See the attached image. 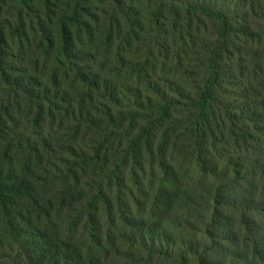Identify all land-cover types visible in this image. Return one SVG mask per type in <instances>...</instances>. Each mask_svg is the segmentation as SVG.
I'll return each instance as SVG.
<instances>
[{
    "label": "trees",
    "instance_id": "obj_1",
    "mask_svg": "<svg viewBox=\"0 0 264 264\" xmlns=\"http://www.w3.org/2000/svg\"><path fill=\"white\" fill-rule=\"evenodd\" d=\"M84 1H74L69 16L59 28L58 40L51 38L47 29L36 28L32 18L19 7L0 27V87L5 92V97L0 99V127L3 112L9 113L20 98L24 99L34 125L42 126L45 117L52 124L59 117L61 123L67 120L76 125L62 141H56L58 151L51 160H44L36 149L25 150V154L17 156L18 148L4 143L0 133V239L18 246L23 264H152L161 256L168 264H224L227 256L221 258L220 253L223 250L234 253L239 246L238 242L235 248L229 249L223 244L226 227L234 225L237 229L245 228L248 238L246 251L238 253L240 250L236 249L239 257L232 263L264 264L261 234L264 164H242L233 155L221 156L216 161L208 153L220 141L212 125L215 109L222 106L221 100L217 101L218 94L235 89V96L239 97L233 84L238 80L237 71L223 63L221 56V51L233 44L238 34L244 33L260 45L254 56L256 66L252 75L258 82L264 79L263 33L243 24L240 15L247 7L254 11L263 9L264 1L235 0L204 5L190 0H171L176 11L180 4L185 5L188 19L197 14L218 20L223 39L217 45L224 42L219 52L208 58L209 77L197 94V114L188 122L174 113L175 100L153 109L142 105L133 107V29H142L144 24L133 0H113L107 22L85 10ZM25 2L16 0L15 5H25ZM82 16L88 17L82 21ZM72 25L87 38L85 52L91 56L100 51L106 36L107 45H120L124 60L116 67L118 81L92 78L78 69L67 88L77 86L80 90L69 96L67 90L52 87V80H38L31 71L8 61L12 55L5 48L9 47L8 40L14 42L17 37L22 46L30 42L31 35H38L33 44L39 54L48 56L56 52L53 62L60 68L68 64L65 68L74 71L77 66L73 67L75 58L71 51L74 52L77 32L72 31ZM44 59L48 61L47 57ZM241 67L244 72L245 61ZM138 71L142 73V68ZM247 107L227 105L226 113H230L233 125L243 120L248 123L245 127L253 124L257 129L260 119L252 118ZM83 131L94 132L89 140L83 138L87 142L86 150L78 149L76 143ZM158 133L159 142L154 146ZM181 137L186 148L177 153L176 142ZM252 137L249 128L241 129L242 144ZM108 143L113 147L118 143L122 151L121 166L130 173L131 188L115 166L117 156L111 157L112 147ZM145 148L150 174L159 179L152 201L148 206L139 207L138 217L133 213L132 194L133 188L139 189L143 180L140 171L144 168ZM184 152L191 155V170H184L173 162L175 155L181 156ZM80 170L90 179L84 185L88 193L83 192L76 199L69 193H76L81 186L77 178ZM193 173L203 176L204 183L198 185L199 189L188 182ZM213 175L215 181L210 180ZM62 187L68 190L59 192ZM232 187L236 203L245 206L238 212L239 217L225 214V206L230 205L228 201L234 193ZM115 188L116 194L111 198ZM48 190L55 192V204L50 207L45 206L44 193ZM193 231L194 238L201 233L207 241V248L201 252L188 240ZM79 232H82L81 241L76 242ZM228 243L233 245L230 239ZM113 251L115 260L110 259Z\"/></svg>",
    "mask_w": 264,
    "mask_h": 264
},
{
    "label": "rangeland",
    "instance_id": "obj_2",
    "mask_svg": "<svg viewBox=\"0 0 264 264\" xmlns=\"http://www.w3.org/2000/svg\"><path fill=\"white\" fill-rule=\"evenodd\" d=\"M15 1L0 0V27L6 24L13 11L19 7L28 18H32L36 28L41 26L43 29H47L46 31L51 38L58 40L61 37L59 28L69 16L75 0H25V5L20 6H16ZM112 1L85 0L83 8L89 10L91 15H99L103 22H107L110 18L108 15L113 7ZM221 1L234 2L235 0H190V2L204 5H216ZM242 2L243 0H240V3ZM133 6H136L141 11V17L144 22L142 29H133V73H135L133 78V107L142 105L153 109L163 106L169 100H175L177 106L174 107V113H178L183 121L188 122L197 114V94L209 77L208 58L215 52H219V49L224 45L223 40L220 45H217L223 39L220 33V23L218 20H213L206 15L193 14L188 19L184 11L185 5L180 4L178 11H176L171 0H133ZM242 9L240 8V10ZM240 15L243 24L253 27L254 30L262 31L264 40V8L260 10L256 8V11H254L247 7L241 11ZM88 16H82V21H85ZM71 29L73 32H77L73 44L74 52L71 51L75 58H73V67L77 66L74 70L75 72L65 68L68 64L60 68L53 62L56 52L50 53L48 56L45 54L40 55L38 48L33 44L39 39L38 35L35 37L31 35L30 42L28 44L25 42L22 46L17 37L14 38V42L8 40L9 47L6 46L5 48L12 53L8 61L22 70L31 71L38 80H52V87L56 88L59 86L60 88L58 89L67 90L69 96L79 93L78 90L80 88L77 86L67 88V83L76 77L78 69H83L85 71L83 74H90L92 78H99V80L103 81H106V79H108L107 81H118L116 67L119 64L122 65L124 60L120 45L118 43L112 46L107 45L106 36L100 51L98 50L97 54L91 56L90 53L85 52L87 38L81 36L83 32L76 29V26L74 27L73 25ZM84 29L87 28L84 27ZM243 34L240 33L235 36L232 40L233 44L230 43L225 47V50L221 51L223 63L237 71L238 80L234 81L233 84L237 88L239 97L235 96V89L225 94L222 92L218 94L217 101L221 100L220 104L224 105V108L221 110V106V108L217 107L215 109L216 113L213 114L212 125L217 139L220 141L217 142V146L214 149L210 148L208 153L216 161L221 156L233 155L242 164L244 162H252L254 163L253 165H257L264 164V79L258 82L252 75V71L256 66L254 56L260 45L258 42L252 41L248 35ZM11 43L14 44L11 45ZM46 57L48 61H45L44 58ZM242 61H245L246 69L244 72H241ZM139 68H142V73H139ZM4 94L3 88L0 87V99ZM227 105L234 108L248 106L247 108L253 114L252 118L260 119L258 122L260 126L257 129L254 128L253 124L245 127L248 123L245 124L243 120L239 121L237 125H233L232 121H230V113H226ZM28 113V107L25 105L23 98L19 99V104L9 110V113L3 112V124L0 127V133L3 135L4 143L9 142L11 146L17 147V156L25 154V150L27 152L29 149H36L44 160L53 159L55 152L58 151L56 141H62L65 138L64 135L68 133L67 131H74L76 125L67 120L61 123L59 117L52 124L48 117H45L46 122L42 126H37L32 123ZM256 115L261 117H256ZM243 128H249L253 136L244 144L240 141V132ZM82 130H86L85 127ZM91 134L93 135L94 132H89V134L82 132L81 137L76 141L78 149H87V142L83 138L89 140L92 136ZM159 136L160 133L156 135L157 139L154 141V146L159 142ZM74 139L76 140L77 138ZM184 141V137H181L178 143L176 142V145L179 146H177V153L186 148L183 146ZM113 145L114 147L111 144V157L117 156L114 164L120 169L122 175L126 177V184L131 188L132 183L129 182L131 179L130 173L121 166L123 162L122 151L118 149V143ZM143 153L145 162H143L144 168L140 171L143 180L139 189L133 188L132 194L134 197L133 213L138 217L139 207L141 205L143 207L144 205L148 206L150 200L152 201L156 193V181L159 179L158 176L150 174V164L146 160V153L148 154L146 148ZM175 157L174 164L177 162L178 166L184 170L192 169L190 165L192 158L189 153L184 152L181 153V156L177 154ZM34 164V161H32V166ZM110 170L113 171L114 168ZM83 172L85 171L80 170L77 175V178L81 180V186L76 189V193H69V196H74L76 199H79L83 192H87L84 185L90 178L87 179L88 175H84ZM210 180L215 181L216 176H211ZM188 182L199 189L198 185L203 184L204 179L201 174L193 173L189 175ZM62 190L67 191L68 188L62 187L59 192H62ZM231 190L234 193L228 201L230 205L225 206V214L232 217L236 216L238 212L241 213L245 206H240L236 203V193L233 191V187ZM113 192H110V194L113 193L111 198L116 194V188ZM54 194L53 190H48L44 193L46 207L55 204ZM127 196H130V194L128 193ZM236 208H240V210L238 211ZM237 216L239 217L240 215ZM226 228L223 244L227 245L229 249L235 248L238 242L239 246L231 254H227L226 250H223L220 253V257L222 258V256L225 257L226 255L227 261L224 264H233L232 262H237L235 259L239 257L238 253L246 251L245 246L248 234L245 228H239V230L234 225ZM261 234L263 236L262 246L264 247V226ZM81 236L82 232H79L75 241H81ZM229 239L233 245L228 243ZM188 240L194 242V246L199 252L208 246L201 233H198L197 237L194 238L193 231L190 233ZM236 249L240 250V252H235ZM252 251L253 246L249 257L252 256ZM19 253L21 251L17 245L9 244L8 241L0 239V264H23V258L20 257ZM115 253L113 251L110 256L111 260H115ZM262 255H264V251ZM152 264L168 263L161 256L155 259ZM189 264H192V262ZM238 264H247V262H239Z\"/></svg>",
    "mask_w": 264,
    "mask_h": 264
}]
</instances>
